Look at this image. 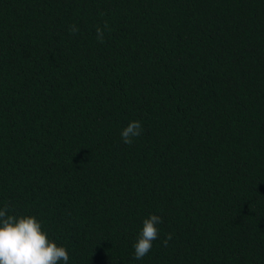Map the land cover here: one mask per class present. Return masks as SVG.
<instances>
[{"label": "trees", "instance_id": "trees-1", "mask_svg": "<svg viewBox=\"0 0 264 264\" xmlns=\"http://www.w3.org/2000/svg\"><path fill=\"white\" fill-rule=\"evenodd\" d=\"M5 204L67 264H264V0H0Z\"/></svg>", "mask_w": 264, "mask_h": 264}, {"label": "clouds", "instance_id": "clouds-1", "mask_svg": "<svg viewBox=\"0 0 264 264\" xmlns=\"http://www.w3.org/2000/svg\"><path fill=\"white\" fill-rule=\"evenodd\" d=\"M107 28V24L104 25ZM69 31L75 34L79 31L76 25L70 26ZM97 40L103 42L104 31L97 28ZM142 134V124L138 120L129 122L122 129V142L128 145L133 139ZM9 207L5 204L0 208V264H67L69 253L64 246H58L48 238L42 228V222L35 216L10 215ZM163 223L161 216L152 214L144 219L143 227L137 242L134 244V259H143L152 249L153 241L159 237L158 225ZM172 235L166 234L163 241L167 246Z\"/></svg>", "mask_w": 264, "mask_h": 264}]
</instances>
